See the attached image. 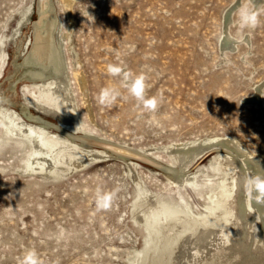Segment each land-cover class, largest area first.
<instances>
[{
    "label": "rangeland",
    "instance_id": "374dc122",
    "mask_svg": "<svg viewBox=\"0 0 264 264\" xmlns=\"http://www.w3.org/2000/svg\"><path fill=\"white\" fill-rule=\"evenodd\" d=\"M39 2L0 0V99L23 117V94L42 99L25 87L22 63ZM67 3L53 0L52 21L59 19L69 86L90 133L78 135L97 140L94 149L112 145L134 155L108 150L110 158L72 173L26 174L29 144L7 131L0 114V264H24L30 252L37 264H169L179 236L160 238L137 221L139 204L156 196L189 215L182 232H196L228 223L219 212L232 183L224 166H212L220 155L213 149L187 163L185 173H199L195 185L173 182L171 152L220 139L224 151L239 144L264 156V0H72L70 9ZM244 12L255 15L254 27L241 23ZM26 16L30 22L21 27ZM225 37L234 40L228 48ZM110 64L122 75L111 76ZM132 81L154 108L130 94ZM103 89L118 95L101 105ZM42 117L61 126L59 116ZM99 195L108 197L106 206L98 207Z\"/></svg>",
    "mask_w": 264,
    "mask_h": 264
},
{
    "label": "bare ground",
    "instance_id": "6f19581e",
    "mask_svg": "<svg viewBox=\"0 0 264 264\" xmlns=\"http://www.w3.org/2000/svg\"><path fill=\"white\" fill-rule=\"evenodd\" d=\"M67 1V8L70 9L72 0ZM38 8L39 19L34 21L32 35L24 44L22 63L27 67L24 75L30 80V85L25 87L40 92L42 99L23 94L24 117L0 99V114L7 131L15 139H24L29 144L25 167L21 172L55 177L72 173L87 163L110 158L112 154L108 152L109 149L92 148L90 143L98 142L92 137L78 135L88 132L83 131L74 94L69 86L59 36L60 22L58 18L55 23L52 21L53 0H40ZM27 22H30L29 16L24 18L20 26ZM232 42V38L225 37L222 45L228 48ZM47 115L59 116L61 126L42 117ZM107 147L120 156L125 153L116 152V146ZM179 147V150L170 151L173 163L168 167V173L173 182L181 184L197 183L195 179L199 173L184 172L187 163L193 158L211 149L220 152L212 166L215 170H218L219 165L224 166L232 178L228 201L223 206L224 211L219 212L222 216L227 213L228 223L211 227L200 225L196 232H182L189 224V215L172 209L153 195H148L139 204L137 221L150 224L160 238L178 234V240L170 247L169 264H264V200L253 191V186L249 204L246 194L243 196L249 187L248 171L253 180L264 183V156L252 155L239 144L233 146L234 151L230 148L233 152L224 151L222 148L227 146L220 139L186 142ZM128 164L133 169L135 162L129 161Z\"/></svg>",
    "mask_w": 264,
    "mask_h": 264
},
{
    "label": "clouds",
    "instance_id": "9594fccd",
    "mask_svg": "<svg viewBox=\"0 0 264 264\" xmlns=\"http://www.w3.org/2000/svg\"><path fill=\"white\" fill-rule=\"evenodd\" d=\"M241 23L249 26V27H254L257 23V19L255 15L251 12H244L241 14ZM108 73L111 76H121L123 73V69L120 66L117 65H109L107 68ZM128 90L130 94L138 101V102H143L145 107L148 108H154L155 103H149L148 101L145 100L143 91L140 88V86L137 84V82L132 81L128 84ZM118 93L116 92L115 89H103L101 93L99 94L98 100L101 105H104L106 103L111 102V100H114ZM253 185V191L256 192L257 195L261 197V200H264V183L258 181V180H253L251 181ZM106 195H99L97 199V204L98 207L104 205V201L107 200ZM24 264H37V260L35 257V253H27L25 257V262Z\"/></svg>",
    "mask_w": 264,
    "mask_h": 264
},
{
    "label": "water",
    "instance_id": "95a60500",
    "mask_svg": "<svg viewBox=\"0 0 264 264\" xmlns=\"http://www.w3.org/2000/svg\"><path fill=\"white\" fill-rule=\"evenodd\" d=\"M116 149H117V151H122V152H125L126 154H132L130 151H127V150L119 148V147H116Z\"/></svg>",
    "mask_w": 264,
    "mask_h": 264
}]
</instances>
